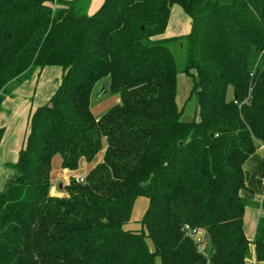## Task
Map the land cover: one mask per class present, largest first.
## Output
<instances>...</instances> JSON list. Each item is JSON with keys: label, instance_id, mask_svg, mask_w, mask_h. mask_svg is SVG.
<instances>
[{"label": "trees", "instance_id": "trees-1", "mask_svg": "<svg viewBox=\"0 0 264 264\" xmlns=\"http://www.w3.org/2000/svg\"><path fill=\"white\" fill-rule=\"evenodd\" d=\"M90 3L0 0V112L36 73L63 70L0 192V264H254L252 245L264 263V214L253 240L244 229L247 207L264 211V200L242 195L264 146V0H104L89 14ZM175 5L192 30L161 37ZM174 47L194 80L192 120L177 104ZM105 78L121 102L97 117L91 96ZM104 143L84 181L51 194L54 157L77 170ZM139 196L147 232L124 228ZM185 225L206 231L208 254Z\"/></svg>", "mask_w": 264, "mask_h": 264}, {"label": "rangeland", "instance_id": "rangeland-1", "mask_svg": "<svg viewBox=\"0 0 264 264\" xmlns=\"http://www.w3.org/2000/svg\"><path fill=\"white\" fill-rule=\"evenodd\" d=\"M100 3L101 1L100 2L94 1L90 3L88 13L92 14L96 12L102 6L104 2L102 4ZM191 30H192V18L189 16V14H187L184 11V9L180 5H175L172 8L169 25L165 33L161 35V37L170 38V37H176V36L177 37L184 36V35L189 34ZM173 51L177 58V64H178L177 66L179 69L178 81H177V104L180 107V109L183 110L182 119L192 120L197 116L198 105H197L196 97L193 96L191 92L193 88L194 80L192 76L181 71L186 61V50L184 47H174ZM47 68L48 67H46L43 72V78L45 77V80L50 79V77L52 76V72H55L54 73L55 75L59 71H61V73L63 71L62 68L59 66L51 67L53 69H47ZM56 77L57 79H53V76H52L51 82L50 80L46 82V84L50 83L49 87L52 86V89L55 87V85L58 84L60 80V76H56ZM109 83H110V79L105 78L99 81L93 90V93L91 96V110L94 113V115L97 117L104 114L113 105L121 102L120 95L118 93H112L109 90ZM105 147H106V143H104L103 150L99 152V154L95 157L94 161H102ZM257 152H258L257 157L254 158L253 162L249 163L251 166V168H248L250 179L252 177H255V174L262 169L261 164L264 162V148L261 147ZM86 164H90V162L84 159L82 161L81 168L77 170H69L70 172H68L66 176H63L62 180L53 179L52 189L54 190V192L56 191L55 194L60 195V196L66 195V189H64V185L68 184L71 178L79 179L80 174L82 173V170L84 169ZM63 170L64 168L61 165V157L58 155L57 157H54L53 159L51 176L54 178L57 173L62 175ZM60 175L58 176L60 177ZM68 177H69V180H67ZM261 192H262L261 196L263 197H261L258 200L260 203L264 200L263 189ZM149 205H150V200L147 196H139L135 202L130 221L124 225V228L127 230H132V231L145 230L147 232V229L143 226V219L148 212ZM263 214H264V211H263ZM193 237L198 242L200 248H203V249L206 248L207 250L206 253L208 254L210 251L211 245L209 244V237L206 231L198 230L197 235ZM147 241L149 242L150 248L153 250L154 245L151 239L148 238ZM156 264H162L160 257L156 258Z\"/></svg>", "mask_w": 264, "mask_h": 264}, {"label": "crops", "instance_id": "crops-1", "mask_svg": "<svg viewBox=\"0 0 264 264\" xmlns=\"http://www.w3.org/2000/svg\"><path fill=\"white\" fill-rule=\"evenodd\" d=\"M91 3L94 1L100 2L102 4L104 0H90ZM48 66L47 69H53ZM60 67V66H59ZM62 68V67H61ZM56 71V70H54ZM42 70L40 73H36L30 80L24 82L20 85L14 92L13 96H9L3 102V110L0 112V126L5 127L6 131L0 145V192L4 191L7 186L11 183L15 177V171L12 168V163H15L19 157V152L24 146L26 136L29 131V120L31 113L39 106L48 102L50 97L56 91L62 73L59 71L54 75L55 72H52L53 79H57L56 76H60V80L57 85L52 89V86L49 87L50 83L46 84L50 80H45L43 78ZM194 85V82H193ZM180 108V107H179ZM264 146H260L257 151ZM255 152L247 161L246 168H251L250 162L254 161V158L257 157L258 152ZM57 157V156H56ZM59 159V158H58ZM99 161H94L93 163L86 164L80 178L84 176L92 169ZM82 162L79 168H81ZM262 169L255 174V177H252L247 181V190L242 191V195L250 200L257 201L262 195V189L258 186V179L262 173H264V162L261 164ZM70 172L69 169H65L62 172V175L57 173L53 178L51 176V181L62 180L63 176H66ZM52 175V173H51ZM60 175V177L58 176ZM69 180V177L67 178ZM70 182V181H69ZM56 192V191H55ZM51 185V194L56 195ZM263 215V210L261 207L249 206L246 209L245 219H244V229L246 236L253 240L256 234L257 225L260 216ZM249 262L257 264L255 259V247L251 246V258ZM264 264V263H262Z\"/></svg>", "mask_w": 264, "mask_h": 264}, {"label": "built area", "instance_id": "built-area-1", "mask_svg": "<svg viewBox=\"0 0 264 264\" xmlns=\"http://www.w3.org/2000/svg\"><path fill=\"white\" fill-rule=\"evenodd\" d=\"M77 181H84V178H79V179H77ZM263 194H264V190H263ZM183 230L186 231L188 234H191L193 236L197 235V233H198L197 229H194V228L190 227L189 225H185L183 227Z\"/></svg>", "mask_w": 264, "mask_h": 264}, {"label": "water", "instance_id": "water-1", "mask_svg": "<svg viewBox=\"0 0 264 264\" xmlns=\"http://www.w3.org/2000/svg\"><path fill=\"white\" fill-rule=\"evenodd\" d=\"M61 187H62V185H61Z\"/></svg>", "mask_w": 264, "mask_h": 264}]
</instances>
